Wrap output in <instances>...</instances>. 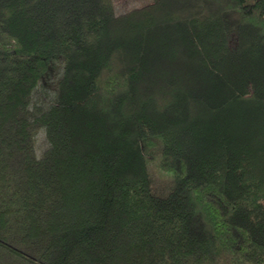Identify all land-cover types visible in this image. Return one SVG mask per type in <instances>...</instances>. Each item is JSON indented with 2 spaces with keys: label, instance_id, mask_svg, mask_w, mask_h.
<instances>
[{
  "label": "trees",
  "instance_id": "1",
  "mask_svg": "<svg viewBox=\"0 0 264 264\" xmlns=\"http://www.w3.org/2000/svg\"><path fill=\"white\" fill-rule=\"evenodd\" d=\"M0 264H264V0H0Z\"/></svg>",
  "mask_w": 264,
  "mask_h": 264
},
{
  "label": "rangeland",
  "instance_id": "2",
  "mask_svg": "<svg viewBox=\"0 0 264 264\" xmlns=\"http://www.w3.org/2000/svg\"><path fill=\"white\" fill-rule=\"evenodd\" d=\"M116 15L124 14L132 9L140 8L151 3V0H112ZM34 146L37 152L42 153L47 148V142L42 131L34 135ZM145 160L147 162L148 181L152 194L164 197L174 189L171 175L159 168L161 157V143L155 138L145 139L142 142Z\"/></svg>",
  "mask_w": 264,
  "mask_h": 264
}]
</instances>
